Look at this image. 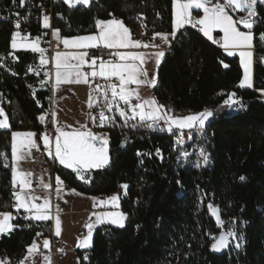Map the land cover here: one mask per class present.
<instances>
[{
    "label": "trees",
    "instance_id": "16d2710c",
    "mask_svg": "<svg viewBox=\"0 0 264 264\" xmlns=\"http://www.w3.org/2000/svg\"><path fill=\"white\" fill-rule=\"evenodd\" d=\"M258 13L264 19V5ZM55 17L54 29L65 38L94 34L97 19L113 18L122 20L134 34L141 29L151 34L170 33L173 0H94L88 7L75 8L61 1ZM262 24L253 30L264 32ZM14 31L12 21L0 20V57L13 52L10 41ZM39 31L40 24L34 19L32 36ZM171 41L153 96L177 116L213 113L196 140L207 154L208 164L196 168L191 158L182 160V150H190L191 145L178 147L180 134L132 128L124 125L118 113L109 114L116 115L115 125L104 127L111 161L104 169L91 172V183L54 166L55 175L70 190L92 197L118 195L120 210L127 215L124 228L97 229L93 246L77 251L80 264H264V98L258 94L264 89V65L255 62L254 88L241 89L243 71L238 57L228 56L190 29ZM15 55L18 59L9 65V71L0 66V105L11 126L0 130V153L7 154V161L0 157V211L13 214L11 132H35L43 144L40 137L49 125L38 117L51 112L50 84L41 87L45 80L29 75V67L38 64L39 56L28 51H16ZM233 92L244 105L238 111L224 105ZM123 184L129 186L126 195ZM214 210H218L222 227ZM232 220L236 222L232 230L243 237L242 248L237 249L236 241L229 237L225 251L212 250L216 242L212 237L226 233L224 223ZM13 224L18 227L0 236V259L18 264L33 241L39 240L37 233L48 234L52 224L19 218Z\"/></svg>",
    "mask_w": 264,
    "mask_h": 264
},
{
    "label": "snow or ice",
    "instance_id": "6c2138e0",
    "mask_svg": "<svg viewBox=\"0 0 264 264\" xmlns=\"http://www.w3.org/2000/svg\"><path fill=\"white\" fill-rule=\"evenodd\" d=\"M16 2L17 0H12L13 4H16ZM63 3L67 4L70 8H75L78 5L88 7L93 3V0H63ZM258 5H264V0H173L174 20L172 31L170 33H154L152 42L134 40L130 29L125 26L122 20L115 18L109 20L97 19L95 21L97 31L94 34L65 38L60 36L59 29H53L52 34L58 42L63 44L65 49H149L160 48V45L154 43L157 37L164 44L171 47V39L176 38L177 32L186 26L193 28L199 26L203 36L214 43H219L228 56H239L240 64L243 68V78L238 86L240 88H252L254 40L258 39L261 44H264V32L258 35L253 32L257 24L264 23V19L259 18ZM24 6L25 0H19V7ZM193 10H202L203 15L197 18L193 16ZM236 13H244V15H239L234 19L233 15ZM15 15L19 16V13ZM109 15L112 14L110 13ZM238 25L242 26L246 31L241 30V27H238ZM42 26L45 29L51 27L49 16H43ZM141 26L143 27L144 25L142 24ZM14 28L17 30L21 28L19 20H16L14 23ZM215 30H219L223 34L220 41L213 39V32ZM18 38L21 40L27 39V37H21L20 31H14L10 41L11 49H26L31 50L33 53H39V64L41 66L49 64V60L44 55L46 50L40 47V37H35L32 43H20L18 42ZM10 55L14 59H18L14 51ZM110 55L118 57V61H113L112 59L104 60L102 57L97 56L89 57L87 51L56 52L54 57V84L52 87L55 90L59 91L61 85L64 84L82 83L92 88L88 101L90 109L94 106V103L99 104V101L103 100L98 116H93L89 113V118L96 126L115 125L116 115H109L115 112L118 113V116L126 126L132 128L138 126L147 127L152 130L166 129L168 132H173L175 129L183 135L185 130H188L190 133L193 129L203 128L205 121L213 116L211 111L188 116H177L173 113L172 109L159 104L154 97L144 98L140 95V86L155 87L156 85L155 76L149 79L147 72L142 66L148 59L154 58L158 67L161 59L165 56L164 50L161 49L151 54L115 51L110 53ZM2 59L4 57H0V60ZM98 60L99 63H97ZM261 60L264 62V57ZM129 61H132V63H129ZM137 61L139 64L136 63ZM221 63L225 68L229 67L223 61ZM85 66L90 69L89 72L82 70ZM29 71H35V74L39 75V69L34 70L30 68ZM45 75L49 74L45 73ZM52 78V76H49L50 80ZM97 78L106 81V84H95ZM114 79L118 82H113ZM46 83L48 81H42L41 87ZM133 84L137 87H128ZM93 85L95 86L93 87ZM258 91L264 95V89ZM93 93L96 95L93 96ZM235 96L234 92L230 93L228 99L224 101V105H227L229 109H234V107L243 108L244 105L239 99H234ZM134 100L136 101L135 103H133ZM55 115V113H52L53 117ZM0 117H3V119H0V130L10 129L8 116L4 112L3 107H0ZM38 119L44 122L46 116L41 115ZM129 121H134L135 123L129 124ZM53 124L57 125L54 129L56 133L54 137L50 136L47 132L41 134L40 139L43 142L44 150L50 158L58 160L59 164L71 169L79 180L86 184L91 183L92 170H101L110 164L111 157L107 135H98L92 132L87 124H82L79 129L75 130H72L71 125L66 126L68 130L65 127L58 126L59 122L55 118L53 119ZM36 135L32 131L11 132L12 187L14 189L12 192V196L14 197L12 208L17 214L23 209L27 213V215L23 216L24 220L44 222L54 220V235L60 237L62 229L61 208L59 204L53 205L49 196L41 197L35 195V189L31 181L32 173L18 171L19 162L30 157L32 149L40 150V145L35 140ZM137 155L141 156L142 154L137 153ZM157 155H160L159 150H157ZM200 155L203 157V163L206 165L208 163V156L203 149L200 150ZM0 157H3L7 161V154L0 153ZM141 163H143L142 160ZM8 166V163L5 162L4 167ZM196 166L199 167L200 165L197 164ZM240 179L243 180L244 177H240ZM40 184L45 189H52L50 182L44 183L41 180ZM55 184V196L57 199L63 200V196L61 195L64 191L63 181L59 176L56 177ZM128 187L127 184L121 185V188L125 190V195L127 194L126 190ZM72 191L75 192V190ZM119 199L118 195H114L106 200H94L93 206L118 209ZM36 201H42V203H37ZM64 202L67 203V201ZM209 208L211 209L212 206L209 205ZM213 215L217 217L218 226L222 227L223 221L218 215V210H214ZM93 217H95L94 220ZM16 218L17 216H14L12 212L0 211V234L10 233L18 227V225L11 223ZM126 220L127 215L121 211H94L89 216V223L86 224L87 234L83 239L78 241L77 247L89 249L93 246V230L96 226L107 223L124 228ZM231 223L235 225L236 222L232 220ZM40 235L42 233H37V236ZM229 237L233 241H236L235 247L237 249L242 248L243 237L238 236L236 231L232 230L221 234L218 238L212 237L216 241L211 245L212 250L218 252L227 248L230 243ZM43 247L50 251V241L45 239ZM60 251L63 252V249H60ZM26 252L27 254L18 264H26L34 252H39V245L36 241H33ZM42 259L45 264H51L50 256L43 255ZM84 260H88L87 255L84 256ZM0 264H10V260L7 258L0 259Z\"/></svg>",
    "mask_w": 264,
    "mask_h": 264
},
{
    "label": "built area",
    "instance_id": "2783aa9c",
    "mask_svg": "<svg viewBox=\"0 0 264 264\" xmlns=\"http://www.w3.org/2000/svg\"><path fill=\"white\" fill-rule=\"evenodd\" d=\"M62 0H25V6L24 7H19V0H17L16 4L12 3V0H9L8 5L5 3V0H0V20L2 21H12L13 24L16 22V20H19L21 24V28L19 30L16 29V31L21 32V37H27V39H34L35 37H40V47L44 48L45 51V58L49 60V64L45 67L37 64V65H31L29 69H39V75L35 74V71H29V75L36 78L37 80L41 79H49V76H52V71H53V59L56 54V52H61L63 51V46L62 43L58 42L55 36L52 34V30L54 29V20L57 19L55 17V8L56 6L61 4ZM16 13H19V16L15 15ZM47 15L50 17V25L51 27L49 29L43 28V16ZM193 16H196L199 18V14L197 12H193ZM34 19L38 21L40 24V31L38 34L33 37L32 36V24ZM186 29H190L192 31H195L197 33H200L203 36V33L200 31L199 26L196 28H193L191 26H188ZM261 30H264V23L261 25ZM253 32L258 35L254 30ZM261 33V32H260ZM30 34V35H29ZM135 40H139L142 42H152V36L149 31L145 29H141L137 31L135 34ZM210 44L220 48L223 50V48L220 46L219 43H214L213 41L208 40L205 36H203ZM213 39L216 41H220L222 39L221 34H215L213 35ZM255 41L257 43H255ZM155 44L160 45V48H149V49H139V51H159V50H164L165 52L169 51L172 47L173 41H171V47H163L164 43L160 40L159 37H157L154 41ZM255 47L253 49V56H254V61L256 62L257 60L264 65V62H262L261 58L264 57V44H261L258 39L254 40ZM89 53V57L92 56H97V57H102L104 60L112 59L113 61L116 60L115 56H111L110 53L115 52L117 50H112V49H89L86 50ZM12 53V52H10ZM9 55L2 59L0 61V66L3 67L4 69L9 71V65L14 64L17 59H14L12 55ZM16 56V55H15ZM99 63V60L97 61ZM90 69L86 68L85 72H89ZM45 73H48L49 75H45ZM113 82H116L113 80ZM49 83V82H48ZM50 84V83H49ZM95 84H100L104 85L106 84V81L97 78L95 80ZM51 86V85H50ZM258 94L264 98V95L261 94L260 91H258ZM34 95V93H32ZM102 100V99H101ZM103 103V100H102ZM241 108H236V110H240ZM101 109H94L93 110V116H98V113ZM46 116V120L43 122L44 125H50L52 122V115L51 112ZM195 150H198L197 147H195ZM39 155H35L34 160L39 161ZM156 157L160 158L161 155H157ZM54 162L53 159L47 160L46 163H40L39 162V167H45L50 169V172L53 176H55L54 172ZM65 187L68 188V185L65 184ZM33 188L35 189V193H37V185H34ZM14 191V189H13ZM113 195L110 196H99L98 199H108L112 197ZM14 202V197L12 196V204ZM14 216H17L21 221H26L24 220L23 216L25 214H17L16 212L13 214ZM104 228H107V225H103ZM28 229H31V225H27ZM224 229L228 231H232L233 229V224L232 223H224ZM106 231V230H105ZM47 238L50 241V251L47 249L45 253H36L33 254L31 259L26 262V264H41L42 262V256L44 254L50 256L51 258V264H57L59 261L64 260L67 255L70 252V248L67 244L63 243L59 239H57L53 233V229L51 226V231L46 234V235H40V239H45ZM60 249H63V252L60 251Z\"/></svg>",
    "mask_w": 264,
    "mask_h": 264
},
{
    "label": "crops",
    "instance_id": "0c3cea01",
    "mask_svg": "<svg viewBox=\"0 0 264 264\" xmlns=\"http://www.w3.org/2000/svg\"><path fill=\"white\" fill-rule=\"evenodd\" d=\"M197 13L200 15V17L202 16V12L201 11H199ZM173 16H174V8H173ZM131 33H132V31H131ZM215 34H222V33L218 32V30H215L213 32V35H215ZM132 38L135 40L133 33H132ZM20 41L21 42L22 41H24V42H33L34 39L21 40L19 38L18 42H20ZM62 46H63V44H62ZM86 50H89V49H85L83 51H86ZM112 50L123 51V52H140V51H137L136 49H112ZM12 51H14V52H16V51H28V52H31V50H26V49H18V50H13L12 49ZM64 51L76 52V51H74V49H65L64 46H63V51H61V52H64ZM223 51L225 52L224 49H223ZM144 53L145 54H151L153 52H144ZM34 54H37L39 56V59H40V54L39 53H34ZM162 59H161V62H162ZM161 62H160V64H161ZM73 63H75V61H73ZM136 63H138V61ZM150 63H151V59H148L147 62L143 66L147 67L148 65H150ZM38 64H39V60H38ZM160 64H159V67H160ZM44 66L46 67L47 65H44ZM53 76H54V73H53ZM253 78H254V65H253ZM44 80L48 81V79H44ZM128 87L129 88H134V84L133 85H129ZM67 104H68V101H67ZM0 107H1V105H0ZM66 108H68V105H66ZM0 119H3V117H0ZM67 120H71V118L68 117V118H66V121ZM35 140L40 145V150L37 151L36 149H32L30 157H28V158H26L24 160H21L19 162L18 171L31 172L32 173V176H31L32 186L37 185V191H38L37 193H35V195H38V196H41V197L49 196L53 205L59 204V206L61 208L60 217H61V229H62V231H61L60 237H56V236L55 237L57 239H59L60 241H62L63 243L67 244L69 246V248H70V251H75L76 252V257L73 258V262H74V264H80L79 258L77 256V251H79V250L80 251H84V250H88V249L78 248L77 247V243H78V241L80 239L84 238L83 237V233H81V232L82 231L84 233L86 232V224L89 223V216L94 211L95 212L121 211L120 210V199H119V208L118 209L117 208H111V207H94L93 206V202H94V200H99L98 197L88 196V195H85V194H82V193H79V192H76V191L73 192L72 190H70V189L65 187V183L64 182H63L64 191L61 193V195L63 196V200L57 199L56 196H55V187H56L55 180H56L57 176L56 175L53 176L48 168L39 167V162L40 163H46L47 160H49L51 158L48 156L47 152L44 150L43 144L39 143L37 137H35ZM36 153H39V156H40L39 157V161H34L35 155L32 156L33 154H36ZM53 162H54V165L57 166V167H61V168H64L66 170L72 171L71 169L65 168L63 165L59 164L58 160H56V159H53ZM92 171H94V170H92ZM41 180H43L44 183H49L50 182L52 184V189L49 190V189H45L44 187H42L41 184H40ZM64 201H67V203H65ZM36 202L37 203H42V201H36ZM53 211H54V209H53ZM20 213L27 215V213H25L23 209L20 210ZM94 219H95V217H93V220ZM13 221H11V223H13ZM29 221H32V220H29ZM33 222H36V223H51L52 224L53 233H54V220H49L47 222H44V221H33ZM103 225H107L108 227H112L110 224H107V223H105ZM103 225H98V226H96L94 228L95 229L94 230V235H95V232L97 231V229L100 228ZM8 234L9 233L0 234V236L8 235ZM45 239H47V238H45ZM45 239H40V240L36 241V243L39 245V252H34L33 254L43 253V252L45 253V251H47V249H45L43 247V241ZM44 255H46V254H44ZM69 255H70V253L68 254V257H69ZM41 264H45L43 259H42Z\"/></svg>",
    "mask_w": 264,
    "mask_h": 264
},
{
    "label": "rangeland",
    "instance_id": "374dc122",
    "mask_svg": "<svg viewBox=\"0 0 264 264\" xmlns=\"http://www.w3.org/2000/svg\"><path fill=\"white\" fill-rule=\"evenodd\" d=\"M78 6H80V5H78ZM199 11L202 12V10H193V12H199ZM236 14L238 16L244 15V13H236ZM202 15H203V12H202ZM233 18L236 19V17L234 15H233ZM187 27L188 26H186L185 28H183L179 32H177L176 36H178V34H180L182 31H184ZM238 27H241V30L246 31V29H243L242 26L238 25ZM218 32H219V30H218ZM133 35H134V33H133ZM134 38H135V35H134ZM18 41H19V38H18ZM20 43H32V42H24V41L21 42L20 41ZM167 46L168 45H166V44L163 45V47H167ZM77 50L83 51L85 49H74V51L78 52ZM136 50L139 51V49H136ZM140 52H155V51H140ZM232 57H238L239 58L238 55L232 56ZM116 61H118V57H116ZM239 61H240V58H239ZM52 63H53V71H52V77L53 78L51 80L48 79V82L51 85V92H52L51 93V115H52V113H55L56 115H55V117L52 116V122L49 125V130L47 131V133L52 137H54L56 135L54 129L57 125L53 124V119L55 118L59 122L58 126L66 128V126L71 125L72 130H75V129H79L80 125L87 124L88 128L92 132H94L98 135L99 134L107 135V137L109 139L108 134L104 131V127L96 126L95 124L92 123L91 119L89 118V113H91L93 115L94 109H101L100 105L102 103V100L99 101V104L94 103V106L90 109L88 107V101H89V93L92 91V88L89 85L82 84V83L81 84H64V85H61V88L59 91L55 90L52 87V85L54 84V76H53L54 59H53ZM129 63H132V61H129ZM137 64H139V62ZM253 65L255 66L254 56H253ZM253 65H252L253 87L252 88L244 87L241 89H253L254 88ZM142 67L147 72L149 79H151L153 76H155V78L157 80V74H158L159 66L157 67L154 58L151 59L150 65H148L147 67H144V66H142ZM86 68H88V67L85 66L82 70L85 71ZM241 68H242V66H241ZM242 71H243V68H242ZM94 86L95 85H93V87ZM136 87L137 86L134 85V88H136ZM139 92H140V95L144 98L154 97L153 96V87H151V86H147V85L140 86ZM95 95L96 94L93 93V96H95ZM67 101H68V104H67ZM135 102L136 101L134 100L133 103H135ZM121 104H122V102H121ZM66 105H68V108H66ZM106 114H108V113H106ZM188 115H193V113L187 114L186 116H188ZM68 117L71 118V120L66 121V118H68ZM211 119H212V117H209L208 120L205 121L203 128L207 124L210 123ZM129 122H131V121H129ZM203 128L193 129V130H191L190 133L188 132V130H185L184 133H186V132L189 133L187 138L182 137V135L180 133H178L175 129L173 130V132L167 131L168 133L176 132V133L180 134V137L176 139V144L181 149L185 145H191L190 150L185 151V152L182 150V153H183L182 154V160L188 161V159L191 158L192 159L191 163L196 168H198L196 166L197 164L200 165L199 167H203V166H206L208 164L207 163L205 165L203 163V157L200 155V150L202 148L196 142V140H198L200 138ZM66 130H68V129L66 128ZM195 147H197L198 150H195ZM185 153H187V155H185ZM109 154H110V152H109ZM34 155H39V153L33 154L32 156H34ZM94 171H96V170H94ZM111 226L113 227V225H111ZM114 227H116V226H114ZM117 228H119V227H117ZM94 230H93V238H94ZM81 233H83V237H84L87 234V228H86L85 233L83 231ZM92 243H93V241H92ZM69 253H70L69 257L67 255L68 258L66 257L64 260L59 261L57 264H61V263L62 264H74L73 258L76 257V252L70 251Z\"/></svg>",
    "mask_w": 264,
    "mask_h": 264
},
{
    "label": "flooded vegetation",
    "instance_id": "af4514ba",
    "mask_svg": "<svg viewBox=\"0 0 264 264\" xmlns=\"http://www.w3.org/2000/svg\"><path fill=\"white\" fill-rule=\"evenodd\" d=\"M261 6H262V5H258V7H257V11H258V12H259Z\"/></svg>",
    "mask_w": 264,
    "mask_h": 264
},
{
    "label": "water",
    "instance_id": "95a60500",
    "mask_svg": "<svg viewBox=\"0 0 264 264\" xmlns=\"http://www.w3.org/2000/svg\"><path fill=\"white\" fill-rule=\"evenodd\" d=\"M227 248H225V249H222L221 251H218V252H223V251H225Z\"/></svg>",
    "mask_w": 264,
    "mask_h": 264
}]
</instances>
